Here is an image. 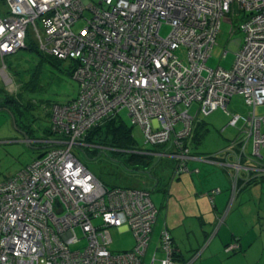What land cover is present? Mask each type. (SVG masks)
Segmentation results:
<instances>
[{
  "label": "built area",
  "instance_id": "1",
  "mask_svg": "<svg viewBox=\"0 0 264 264\" xmlns=\"http://www.w3.org/2000/svg\"><path fill=\"white\" fill-rule=\"evenodd\" d=\"M3 5V81L4 58L24 49L29 35L40 51L72 63L78 92L51 109L52 132L62 138L0 182V264H145L157 215L150 194L104 187L73 153L93 148L84 143L85 135L121 110L140 126L146 145L172 151L175 177L186 172L190 148L184 142L196 119L226 111L229 100L241 96L253 111L232 115L228 126L241 121L242 152L252 138L259 155L264 116H256L254 108L264 106V0H4ZM228 15L239 18L232 30L241 34V44L229 69L207 68ZM80 20L84 25L74 29ZM163 25L171 28L166 37L159 33ZM181 49L184 60L176 54ZM193 104L195 115L189 113ZM122 227L132 232L135 245L111 252L109 229ZM171 243L162 230L164 256L153 253L148 264H175Z\"/></svg>",
  "mask_w": 264,
  "mask_h": 264
},
{
  "label": "rangeland",
  "instance_id": "2",
  "mask_svg": "<svg viewBox=\"0 0 264 264\" xmlns=\"http://www.w3.org/2000/svg\"><path fill=\"white\" fill-rule=\"evenodd\" d=\"M2 8H4V5L3 2L0 1V9L3 10ZM238 22L239 18L233 15L222 18L220 35L218 36L216 44L210 50V57L206 61L207 68L215 69L221 67L229 69L232 66L234 55L239 49L242 41L241 34L239 32H233L232 30V25L237 26ZM83 25L84 21L80 20L75 24L74 29H78ZM170 31L171 28L168 25H163L159 33L162 37H166ZM223 52L226 53L225 56L222 57ZM176 54L183 60L186 58V51L184 49L178 50ZM5 61L9 66L13 67V69L7 73L8 78L5 79L6 85L0 80V87L4 88L9 96L16 95V99H21V101H23V99L31 100L33 111H31V115L29 113L23 115L24 126L26 129L36 130L35 136L39 137L42 129L50 125L49 114L52 106L64 104L74 99L78 92V83L73 77L69 76L66 71H59L48 63H43L40 65L38 79H36V81L33 80V82L28 85L29 87L22 88L21 91L18 92L19 89L17 87L19 82L17 80H19V77L17 78L14 72L19 71L22 79H25L28 73L33 72V68L40 60L34 52L21 50L11 58H6ZM64 67L69 68V65L65 63ZM28 81L29 79L26 80L27 84ZM196 109L197 105L193 104L189 109L191 115H195ZM249 111H251V109L248 108L241 96H233L230 99L226 111L217 109L209 116L204 117L203 129L207 130L208 133H206V131L202 132L201 138L197 140V148L194 150H200L201 152L213 151L221 146V144H231V142H236L238 139H241L242 137L239 134L238 128L229 127L228 122L231 115L238 113L245 116ZM226 112H228V114ZM256 114L258 117L264 116V106L257 107ZM119 117L131 128V135L134 140L135 148L133 152L150 156L146 158V164L140 162L132 163L129 161V153L126 152L116 155L111 152L112 150L109 148H99L96 152L91 150L92 152L90 153H84L81 150L73 149L74 155L93 175L102 180L108 187L129 186L130 182H132L141 188H145L142 182L147 181L150 183V180H158L160 183L165 182L164 185L168 187L169 182L175 181L171 180V177L175 178L173 177L175 164L173 167L171 165L174 161L170 158H161L159 160L158 157L152 155H156V152L161 151L162 147H153L144 143L145 136L142 129L139 125H132L126 109L120 111ZM180 128L181 125L176 126V129ZM25 139L22 130L16 127L14 119L12 115L8 113L7 109L0 112V182L17 175L38 155L42 145L37 144L31 147ZM164 149H166L167 152L171 151L166 147H164ZM252 151L253 143L250 142L246 152L251 153ZM259 156L262 157L258 158L259 162L264 166V147L260 149ZM182 178L186 180L184 175H182ZM257 184L261 188L263 194L262 199H252V189L255 186H253L254 184H250L247 187V189H250L248 194L250 197L245 199L242 206L247 204L248 208L253 211L259 208L264 211V178ZM187 187L189 191L192 190L191 186ZM161 189H164V186L160 188V192L158 190L152 193L151 198L154 204L156 203V197L162 198ZM166 199L167 196L165 201ZM174 202L175 198L172 200V208ZM156 205L158 204L156 203ZM164 211V209L161 210L159 215H157L159 221L157 225L163 222ZM175 212L178 211L175 210L174 213ZM250 217L254 220L253 216H249V218ZM99 222L98 220H94L95 225H98ZM76 233L80 237L78 230ZM109 235L111 238L109 250L111 252L121 253L130 251L135 245V239L131 231L124 232L117 228H110ZM156 236L157 231L155 229L153 242L149 243V247L147 248L144 259L145 264L149 263V259L154 252V247L158 243L159 238L156 241ZM191 236L192 235H190L189 239ZM191 244L193 245V243ZM80 245L83 246L84 242L80 243Z\"/></svg>",
  "mask_w": 264,
  "mask_h": 264
},
{
  "label": "crops",
  "instance_id": "3",
  "mask_svg": "<svg viewBox=\"0 0 264 264\" xmlns=\"http://www.w3.org/2000/svg\"><path fill=\"white\" fill-rule=\"evenodd\" d=\"M0 80L6 85L1 74ZM1 89L4 88L0 87ZM257 107L254 108L256 116H258L256 114ZM248 108L251 111L245 117L250 116L253 111L252 107L248 106ZM2 111L5 110L0 108V112ZM226 113L228 114V112ZM236 126L240 129L244 127V124L239 121ZM199 127L197 132L199 134L196 135L190 151V158L186 162V172L178 178L171 177V180L175 181L169 182L168 187L164 185L165 182L160 183L158 180H150L151 184L147 181L142 182L144 187H150L153 192L158 190L160 192V188L164 186V189H161L162 198H155L158 204L155 203L157 215L161 210H165L164 220L157 225L159 221L156 217L150 243L153 242L155 229L157 241L159 231L161 232L163 227H166L173 239L176 252L181 255L178 260L179 264H264V211L260 208L253 211L248 208L247 204L242 206L245 199L250 197L248 195L250 189H247L249 185L237 187L235 179L237 173H240L239 176L244 183L251 177L254 178L252 184L255 187L252 189V199H262L263 194L257 183H260L261 176L264 178V166L260 173H251V177L246 172L255 162L259 163V157L248 161L253 151L247 153L246 150L248 144L252 142V138H249L245 143L243 152L242 145L236 144V142L221 144L213 151H195L197 140L201 138L202 132L208 133L203 129V123ZM25 140L30 145V141ZM34 141L36 140L32 141L33 144L37 143ZM262 147L264 146L259 148L258 153ZM152 155L158 157L159 160L161 158L172 159L174 161L171 163L172 167L175 164L171 151L167 152L164 148L156 152V155ZM260 158L262 157L260 156ZM182 175L186 180H183ZM187 186H191L192 190L189 191ZM124 187L142 189L132 182L129 186ZM216 189H219V193L211 194ZM173 198H175V202L172 208ZM175 210L178 212L174 213ZM249 216H253L254 220ZM119 230L130 232L124 227ZM190 235L192 236L189 239ZM228 245H236L237 250L226 253L225 247Z\"/></svg>",
  "mask_w": 264,
  "mask_h": 264
},
{
  "label": "trees",
  "instance_id": "4",
  "mask_svg": "<svg viewBox=\"0 0 264 264\" xmlns=\"http://www.w3.org/2000/svg\"><path fill=\"white\" fill-rule=\"evenodd\" d=\"M0 1L4 3V0H0ZM0 11H1V9H0ZM21 50H27L29 52H34V54L39 58L40 61L33 68V72L28 73L27 76L25 77V79H22V76H21L19 71L14 72V75L15 76L17 75V78L19 77L18 78L19 80H17L19 82L18 87H17L19 89L18 92H20L22 88L29 87L28 85L30 83H32L33 80L36 81V79H38V76H39L38 72L40 70V65L43 63H48L50 66H52L53 68H56L59 71H63V72L66 71L69 74V76L72 77L73 65L69 60H58V59H55L54 57H51L47 53L40 51L38 49V46L35 43V41L32 38H30L29 35H27V37L25 39V48L21 49ZM21 50H19V51H21ZM19 51L17 53H19ZM16 54H14V55H16ZM14 55H11V56L6 57V58H11ZM6 58H4V62L6 64L5 71H6V73H8V71L13 69V67H11V66H9V64H7V62L5 61ZM65 63H67L69 65V68L64 67ZM27 79H29L28 84L26 83ZM30 87H31V85H30ZM28 89H30V88H28ZM18 94H20V93H18ZM0 108L4 109V110L7 109L8 113L10 115H12V117L14 119V123L16 124V127L18 129L22 130L25 138L28 141H30V146L37 145V144L42 145V148L39 149L40 151L37 155L38 156L37 158H40L42 155H44L50 149V147L54 146L53 144L51 146L50 140L62 138L58 135H55L52 132V129H51V112L49 114L50 125H49V127H45L42 129L41 133L39 134V137L35 136L36 130L29 129V128L26 129V127L24 126L23 115L25 113H29L31 115V111H33L31 100L23 99V101H21V99H16V95L9 96L7 94V92L5 91V89H1L0 90ZM203 121H204V117L197 118L196 122L193 124L191 136L188 139H185L184 143L187 144V146L190 148V151L193 147V142L196 138V135L199 134V133H197L199 128H200L199 125L201 123H204ZM33 140H36L34 142H37V143L33 144L32 143ZM83 140H84L85 144H88V145H91L94 147L97 146L99 148H109L110 150H112L111 152L115 153L116 155L117 154H124L127 152V153H129V161L132 163L140 162L142 164H146L147 163L146 158L150 157L149 155H142V154H137V153L133 152L135 150V148H134V140H133L132 135H131V128H129L125 124V122L119 117V113L114 117H110L109 119L104 120L100 125L89 130V132L85 135ZM236 144H241V139H238L236 141ZM94 147L93 148L84 147L83 149H81V151L84 153H90L92 151L93 152L98 151L97 149H99V148H94ZM153 147H162V149L164 148V146H162V145L161 146H153ZM251 157H252V155H250V157L248 158L249 159L248 161H252V159L255 158V157H252V158ZM35 158L33 160H35ZM175 168H176V162H175L174 171H175ZM262 168L263 167H262V165H260V162L259 163L255 162L254 165L250 166L249 170L246 172H247L248 176L251 177V173H253V172H257V173L259 172L260 173ZM180 175L181 174L175 176V178H178ZM236 175L237 176L235 179H236V186L238 185L237 187H240L242 185L243 186L244 185H250V184L254 183L253 182L254 178L252 179V177L250 180L248 179L249 181L244 183L243 180H241V178L239 176L240 173H237ZM262 178H263V176H261L260 180ZM97 179L106 188L130 189L128 187H121V186L108 187L104 182H102V180H100L99 178H97ZM137 190H145L152 197L153 191L150 190V187H148V188L145 187V188L137 189ZM151 200H152V198H151ZM152 202H153V200H152ZM153 204H154V202H153ZM156 217H157V215H156ZM152 229H153V226H152ZM162 230H167L169 232V230L166 227H163ZM151 233H152V231H151ZM151 233H150V238H151ZM170 237H171V235H170ZM171 241H172L171 244H172V252H173L172 260L175 262V264H179L178 260H179V256H181V255L176 252L172 237H171ZM230 246H234V245L226 246L225 247L226 253H228V252L231 253V252H234L235 250H237V246L235 245L236 247L234 246V249L228 251V248ZM148 247H149V245H148ZM153 253H155L156 256L160 257V258L164 256L163 253L161 252V249H160V234H159L158 243H157V245H155ZM182 263H183V261H182ZM183 264H187V263H183Z\"/></svg>",
  "mask_w": 264,
  "mask_h": 264
},
{
  "label": "water",
  "instance_id": "5",
  "mask_svg": "<svg viewBox=\"0 0 264 264\" xmlns=\"http://www.w3.org/2000/svg\"><path fill=\"white\" fill-rule=\"evenodd\" d=\"M251 155H252V157H255V158L259 157V158H260L259 155H256V154H254V153H252Z\"/></svg>",
  "mask_w": 264,
  "mask_h": 264
}]
</instances>
